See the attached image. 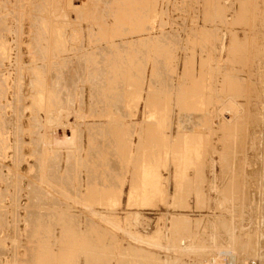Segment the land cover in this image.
Returning <instances> with one entry per match:
<instances>
[{
	"label": "rangeland",
	"instance_id": "obj_1",
	"mask_svg": "<svg viewBox=\"0 0 264 264\" xmlns=\"http://www.w3.org/2000/svg\"><path fill=\"white\" fill-rule=\"evenodd\" d=\"M263 122L264 0H0V264H260Z\"/></svg>",
	"mask_w": 264,
	"mask_h": 264
},
{
	"label": "bare ground",
	"instance_id": "obj_2",
	"mask_svg": "<svg viewBox=\"0 0 264 264\" xmlns=\"http://www.w3.org/2000/svg\"><path fill=\"white\" fill-rule=\"evenodd\" d=\"M117 12V11H116ZM136 16V15H135ZM122 21V20H121ZM195 79V78H194ZM203 79V78H202ZM192 81V80H191ZM196 81V80H195ZM200 82V81H199ZM225 82V81H224ZM196 83V82H195ZM203 83V82H202ZM205 84V83H204ZM201 85V84H200ZM225 85V84H224ZM231 85V84H230ZM198 86V85H197ZM234 86V85H233ZM190 89V88H189ZM193 89V88H192ZM192 91V90H191ZM202 91V90H201ZM205 92V91H204ZM176 93H178V92H176ZM201 93V92H200ZM199 94V93H198ZM224 95V94H223ZM186 97V96H185ZM194 97V96H193ZM200 99V98H199ZM180 100V99H179ZM198 100V99H197ZM205 101V100H204ZM183 102V101H182ZM189 102H190V100H189ZM183 104V103H182ZM194 104V103H193ZM226 105V104H225ZM194 106V105H193ZM184 107V106H183ZM186 107V106H185ZM195 108V107H194ZM186 110V109H185ZM188 112H189V110H188ZM239 113V112H238ZM184 115V114H183ZM195 119V118H194ZM187 120V119H186ZM230 121V120H229ZM198 122V121H197ZM205 122V121H204ZM264 123V122H263ZM203 125V124H202ZM180 127V126H179ZM205 127V126H204ZM229 128V127H228ZM201 129V128H200ZM195 130V129H194ZM230 130V129H229ZM187 131V130H186ZM199 130H197V132H198ZM201 131V130H200ZM199 131V133H201V132H203V131H201L200 132ZM226 132V131H225ZM202 134V133H201ZM197 135H199L198 133H197ZM179 136H181V135H179ZM183 136V135H182ZM189 137V136H188ZM190 139V138H189ZM198 139V138H197ZM184 143V142H183ZM195 143V142H194ZM183 146V145H182ZM171 147V146H170ZM180 149H181V147H180ZM217 149V148H216ZM176 152V151H175ZM182 157V156H181ZM187 158V157H186ZM263 159H264V157H263ZM264 161V160H263ZM142 180V179H141ZM150 181H151V179H150ZM137 182V181H136ZM133 183H135V182H133ZM138 185H139V183H137ZM144 189V188H143ZM262 190H263V188H262ZM262 192V191H261ZM264 192V191H263ZM262 192V193H263ZM264 194V193H263ZM262 196H264V195H262ZM261 196V197H262ZM234 200V199H233ZM262 201V200H261ZM264 211V210H263ZM262 216H264V215H262ZM264 227V226H263ZM262 231V240H261V246H260V248L262 249V251H261V256H259L261 259H260V261H261V263L260 264H264V228L263 229H261ZM260 241V240H259ZM184 243H185V241H183ZM183 242H182V244H183ZM252 264H256L255 262H252ZM258 264V263H257Z\"/></svg>",
	"mask_w": 264,
	"mask_h": 264
}]
</instances>
